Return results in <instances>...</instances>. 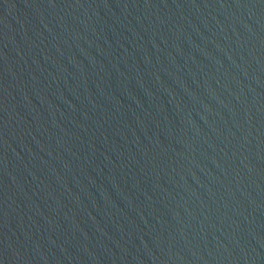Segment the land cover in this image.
Masks as SVG:
<instances>
[{"label": "water", "instance_id": "1", "mask_svg": "<svg viewBox=\"0 0 264 264\" xmlns=\"http://www.w3.org/2000/svg\"><path fill=\"white\" fill-rule=\"evenodd\" d=\"M0 264H264V0H0Z\"/></svg>", "mask_w": 264, "mask_h": 264}]
</instances>
